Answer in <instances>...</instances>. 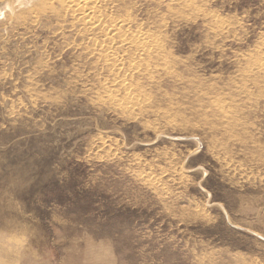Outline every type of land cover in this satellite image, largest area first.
Masks as SVG:
<instances>
[{
  "label": "rangeland",
  "instance_id": "rangeland-1",
  "mask_svg": "<svg viewBox=\"0 0 264 264\" xmlns=\"http://www.w3.org/2000/svg\"><path fill=\"white\" fill-rule=\"evenodd\" d=\"M96 2L0 0V264H264V0Z\"/></svg>",
  "mask_w": 264,
  "mask_h": 264
},
{
  "label": "snow or ice",
  "instance_id": "snow-or-ice-1",
  "mask_svg": "<svg viewBox=\"0 0 264 264\" xmlns=\"http://www.w3.org/2000/svg\"><path fill=\"white\" fill-rule=\"evenodd\" d=\"M188 147H195V144H189ZM190 159L187 161L188 168L191 170L190 174L193 178V183L199 188L200 181L203 178L209 176V171L205 169L208 168V158L201 152V153H191ZM203 188L205 189V195H211L213 199H223L225 204H227L228 198L226 196L221 195V193L216 189V187L207 181L204 182ZM211 189V191H208ZM262 258H264V254H262Z\"/></svg>",
  "mask_w": 264,
  "mask_h": 264
},
{
  "label": "bare ground",
  "instance_id": "bare-ground-1",
  "mask_svg": "<svg viewBox=\"0 0 264 264\" xmlns=\"http://www.w3.org/2000/svg\"><path fill=\"white\" fill-rule=\"evenodd\" d=\"M51 1L52 0H40V2H42V7L48 6L49 4H51ZM53 1L59 2L60 5H62L66 11L68 10L70 13L76 16L77 15H79L80 17L82 16L84 18V21L87 22V24L90 25L94 23L93 17L90 15V13L93 12V10L96 8V3H97L96 0H53ZM40 8L34 9V10L35 11L41 10ZM153 47L156 48L155 45Z\"/></svg>",
  "mask_w": 264,
  "mask_h": 264
},
{
  "label": "clouds",
  "instance_id": "clouds-1",
  "mask_svg": "<svg viewBox=\"0 0 264 264\" xmlns=\"http://www.w3.org/2000/svg\"><path fill=\"white\" fill-rule=\"evenodd\" d=\"M5 264H9V262H8V261H6V262H5ZM15 264H19V262H18V261H16V262H15ZM44 264H47V261H46V260H45Z\"/></svg>",
  "mask_w": 264,
  "mask_h": 264
}]
</instances>
